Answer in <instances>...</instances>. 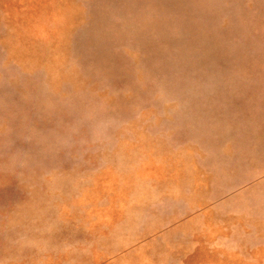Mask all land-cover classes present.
Listing matches in <instances>:
<instances>
[{"label": "rangeland", "instance_id": "374dc122", "mask_svg": "<svg viewBox=\"0 0 264 264\" xmlns=\"http://www.w3.org/2000/svg\"><path fill=\"white\" fill-rule=\"evenodd\" d=\"M0 264H264V0H0Z\"/></svg>", "mask_w": 264, "mask_h": 264}]
</instances>
